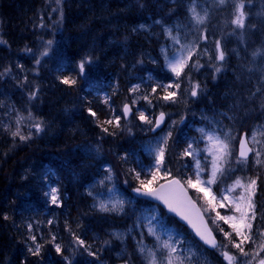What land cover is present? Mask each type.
<instances>
[{"label":"trees","instance_id":"obj_1","mask_svg":"<svg viewBox=\"0 0 264 264\" xmlns=\"http://www.w3.org/2000/svg\"><path fill=\"white\" fill-rule=\"evenodd\" d=\"M82 0H79L81 2ZM102 1L103 10L96 12V10H89L86 14L90 17H84L80 14L78 9H71L72 7V0H0V25L1 31L5 32V41L6 52L8 54L9 61L12 58H20L21 55L28 56L32 54L34 49V44L32 42H24L20 43V38H16L14 33H7L8 27H12V21L18 19L20 17L26 16V22L29 23L28 25L31 26L32 34L39 40L42 41H52L51 44L48 43L47 48L49 49L48 58L52 60V55L54 51L60 52L64 54L66 48L71 44L79 43L80 39L83 36L84 32L89 33L88 29H90L94 35H98L99 37L105 36L109 38H115V41L124 42L123 47L125 51L122 52L120 50L121 55L126 53V50L130 48L131 44L136 45H146L147 44L144 38V34L141 32L143 27H150L153 28L154 31L158 32V26L156 23L157 17L153 11H147L145 13L137 12L141 10H136L128 3H123L124 7L126 8L127 13L131 16L132 20L129 22L124 21L122 16L119 12L115 11L116 8V0H96ZM134 2H145L147 0H129ZM159 4L165 3L168 4L169 0H154ZM250 3L254 2L255 4L259 0H248ZM115 3V4H114ZM246 7V11L250 10L248 6ZM166 8V7H165ZM180 13H184V9L177 10ZM62 13V16H61ZM98 14H104L113 18L110 22L108 20H104V22H96L94 18ZM161 14V13H160ZM247 22L245 23L244 30L246 29L245 33L248 37H255L257 35L264 33V28L262 24H255L252 20H255V16L253 13L251 15V19H249V13ZM76 16V17H75ZM61 18L59 26L56 28H52L51 25L56 23ZM77 17H83V19H78ZM254 25V27L252 26ZM66 28L67 31H64L63 35L60 34L61 28ZM138 32L143 35V38L139 39ZM62 36H67V40L62 38ZM30 38V37H29ZM34 38V37H32ZM31 38V39H32ZM35 39V38H34ZM32 39V41H34ZM20 40V41H19ZM17 41L18 43L15 45L13 42ZM59 46L57 49L55 46ZM87 51L89 56L86 58L90 59L94 62L95 66H88L85 65V74L83 76H78V67L76 62L79 64L81 61L76 59L74 63L70 62V66H65L64 63L57 62L55 65L51 64H43L41 67V76L39 80H34L35 82H31L28 84V87L25 88L23 85V80L16 79L12 74L14 73V67L11 65L10 62L0 64V67L6 66L8 70L3 72V77H0V97L2 102L0 103V137L5 136L4 129L9 130L8 127L15 125V122L12 121L13 118L16 117L17 112H24V114H30L32 116H37L44 121H48L50 124H57L59 119L64 122V125L57 129V131H67L69 127L67 124L75 125V121L78 120L80 115L83 113L85 114L86 109H98L97 103L103 99L106 103L105 108L100 111V114L105 118L102 121L92 118L84 117L82 124L88 126L90 129L98 133L104 139L103 143L99 146V150H101L107 157L106 161L111 162L113 165V161H115L120 167L121 170L128 174V181L127 184L130 182V187H140V181H148L152 179L153 173L156 172L157 168L152 170L151 172H146L145 167L149 162V159H144L143 155H137L136 152L140 151L138 148H134L133 146H127L124 148L122 143H119L121 140L116 139L115 132L110 128V126L117 127L115 120L112 115H116L120 119L118 130L123 136L124 128L122 127V118L120 113L119 105L121 103V97L125 90H130L135 87V84L129 80V78L118 69V65L116 61L118 59H114L109 63L103 57V52L99 54H95L94 52H90L89 48L84 47ZM64 50V51H62ZM252 60V59H251ZM53 61V60H52ZM106 62L107 67L102 70L98 71L94 69L97 68L98 65L101 63ZM144 68L149 70L154 77H158L162 79V72L159 71V68L153 65L144 64ZM243 67L238 66L236 70H242ZM242 81L247 79V83L239 84L237 80L233 82V85H229L227 90L233 89L234 92L226 93V101L232 103L236 102L235 97L231 96L234 93H237L241 104H237L236 107L231 112L226 114L227 108H224L221 117L222 121L225 122L227 125H231L235 133H239L241 131L247 130V126H250L248 123L249 118H257L260 113L254 114V112L259 111L257 107L252 106V113L249 112L246 116L244 114L247 111V106L250 105L252 101L248 100L246 97V93L252 88L254 77L253 75L245 76L244 72L241 71ZM145 73V72H144ZM148 73V72H146ZM149 74V73H148ZM64 77H73L77 79V83L75 85H65L61 81ZM143 75H139L136 78L138 82ZM165 80L173 83L175 80H171L169 78H165ZM177 83V82H175ZM174 83V84H175ZM35 99H31L30 95L35 92ZM157 99L164 95V92L159 89H155L154 92ZM230 99V100H229ZM160 100V99H159ZM257 109V110H256ZM245 110V112H244ZM207 114L208 112L205 111ZM53 114L54 116L51 117ZM111 116V117H110ZM106 120H112L113 123L111 125L104 124L103 122ZM193 124L199 125V121L196 118L192 119ZM10 123V126L8 125ZM141 126H145L146 122L140 120L139 123ZM76 126V125H75ZM103 128H108V132H104ZM184 131V130H183ZM112 133V134H109ZM50 136L53 137V134L49 132ZM140 135L139 137H147V135ZM171 138H174L176 144H172L167 142V144H162L159 148L165 149L164 160L161 165H159V174L156 177V180L153 182V187L157 186L159 183L167 180L171 175H178L183 183L188 187L186 181L188 178L193 179V171L192 166L193 163L191 159L184 155V151L187 148V142H189L190 136L186 132L176 133L173 134ZM98 137L90 134L88 137V147L96 148L98 145ZM145 143V141H144ZM146 145V143H145ZM147 146V145H146ZM177 146H180V150L176 151ZM86 147V146H85ZM75 152L79 160L81 161H92L97 162L89 159L86 153L82 149L75 148ZM144 155L149 154L152 150L149 149L145 150V153L141 150ZM176 157H173L176 155ZM172 155V156H171ZM127 156V159L124 160L122 157ZM32 160L29 158L24 157L19 153H14L10 147L0 145V183L3 185L4 182H7L8 185L12 179V176H16L15 180L19 177V175H25L27 170L33 172H37L38 174L35 175L32 179V182L29 183L28 186H25V194L32 199L39 198L37 204L34 207H26L23 206L25 203H21L23 201L22 197L24 193H12L10 196L6 194V185L5 187L0 186V190L3 194L0 196V201H5L6 198L10 203L11 207H16V210L12 213L9 217V223L11 228L18 232H24L25 238H18L15 235H10L6 232L5 229L1 228L0 231V264H10V257L16 256L22 259L35 261L38 258L42 257L45 259L51 256V253L48 250H42L40 256H33L28 249L30 247L34 248V245H31V236H35L36 239L44 238L43 231H40L38 227H35L34 224L31 222L34 219H40L42 215H45L46 219H50L54 215L55 206H51V197L50 192L46 191L45 186H43V179L46 177L53 178L50 172L53 171L54 168L52 166L38 167L32 164ZM34 163V162H33ZM262 167V166H260ZM56 171V170H55ZM136 173H139V179L136 178ZM264 175V167L259 168L256 170V174L259 179L260 176ZM103 179V178H102ZM96 179V181L103 183L104 180ZM110 182V186L112 188L118 187L116 184H121L115 182ZM60 183V178L56 180ZM115 182V183H114ZM53 184L52 186H54ZM129 186V184H128ZM260 191H256L257 195L254 199L256 205L261 206V200L264 201V196H262L261 190V183H258L256 186ZM5 188V189H4ZM190 190L191 188L188 187ZM57 189V188H56ZM62 190L67 191L66 187L63 186ZM83 192L84 190H80ZM5 195V197H4ZM147 207H152L150 204L142 202ZM8 203L7 201H5ZM83 202V201H82ZM76 208H80L83 212V216L89 219V231L90 230H97L103 232L107 230L109 227H116V228H125L128 229L127 226H122L124 222L122 220H118L115 217L111 216L104 217L100 214H96L95 212H90L88 210H83L82 204L79 203V206H75ZM155 208V207H154ZM157 209L161 212L165 217L170 220L168 222L173 227L180 229L182 232L185 230L183 227L179 226L178 223L170 216L163 213L160 209ZM127 214V213H126ZM129 216V214H127ZM256 217L259 218L261 221L264 217V204L261 206L260 213H256ZM129 217H127L128 219ZM211 224L213 225V230L215 231L218 239L224 243L226 242L225 236L223 233L218 230L219 225L215 224L213 221V215L209 217ZM41 220V219H40ZM124 220V219H123ZM31 224V225H30ZM42 226L45 228L47 222L42 221ZM158 226H163L162 223H159ZM229 228V232L232 233V230L228 225H224V227ZM222 228V225H221ZM88 231V232H89ZM188 236L191 237L190 233L185 230ZM224 232V229H223ZM235 237V234H232ZM87 238V237H86ZM192 238V237H191ZM10 239L13 241H10ZM235 239V238H234ZM70 240V239H69ZM90 247L86 248L85 250H81L78 253L82 254L78 256V260L76 262H80L83 264H93L98 261V258L103 253H107L109 251H113L116 248H119L118 243L114 248H107L104 247L102 242H87ZM80 246V244H79ZM228 250L231 249L228 247ZM237 250V249H236ZM72 250L69 253H72ZM93 253L90 255L89 253ZM146 253V252H145ZM144 254V253H143ZM147 254V253H146ZM145 254V255H146ZM213 256V255H212ZM217 261V264H222L221 255L216 254V256L212 259ZM44 261V260H43ZM109 264L113 263V259L108 260ZM44 264V263H43ZM225 264V263H223Z\"/></svg>","mask_w":264,"mask_h":264},{"label":"bare ground","instance_id":"obj_2","mask_svg":"<svg viewBox=\"0 0 264 264\" xmlns=\"http://www.w3.org/2000/svg\"><path fill=\"white\" fill-rule=\"evenodd\" d=\"M124 3H128L130 7L141 10L137 12L145 13L147 11H153L156 14L157 21L155 24L158 26V32L154 31L153 28L150 27H143L141 29V32L144 34L145 41L147 44H150V46L146 45H136L131 44L130 48L126 50V53L121 55L120 50L125 51V48L123 47L124 42H118L115 41V38H109V37H99L98 35H94V33L88 29L89 33L84 32L82 38L80 39L79 43L71 44L69 45L64 54L54 51L52 55V60L48 58L49 49L47 48L48 42L42 41L37 39L32 32L30 31L32 28L29 23L26 22L27 18L26 16L20 17L18 19H15L12 21V27H8L7 33H14L16 38H20V43L26 42H32L34 44V49L32 51V54L28 56L21 55L20 58H12L10 61L8 59V54L6 52L5 43H0V64L8 63L10 62L11 65L14 67V73L12 74L16 79L23 80V85L25 88L28 87V84L31 82H35L34 80L40 79L41 74V67L45 64H51L55 65L57 62L64 63L65 66H70L71 63H74L76 59L83 61L86 56H89L87 51L84 49V47L89 48L90 52H94L95 54H99L103 52V57L106 61L111 63L112 60L118 59L116 61V64L118 65V69L121 70L131 82L135 84V86H138V90L133 93L130 90H125L121 97V103L119 105L121 118H122V127L127 131L126 135L125 133L123 136L119 132L117 127L110 128L115 132L116 139L121 140L119 143L123 144V147L125 148L128 144V146H133L134 148H138L140 151L142 150L145 153V150L148 149V146L145 145L144 140L146 137H139L140 135L144 134L146 135L147 129L144 128V126H141L140 119H139V113L144 111L145 109V102H147V99H144L145 96L151 95L150 92L153 89H161L160 87H157V85H167V84H174L175 82L180 84L179 90H177V101L179 102L180 95H184L187 92L190 91L191 86L189 82V74L185 75L184 78L177 79L176 77H172L168 73H163L161 75L162 79H159L158 77H154L151 72L144 68V64L153 65L156 67H160L163 69L162 63L159 58V45L164 42L163 35H162V28L161 25H170L174 23L176 20L185 19L187 16V11L185 8V3L181 0H169L168 4L161 3L154 0H147L145 2H134L129 0H122ZM241 2V0H232V7L231 9H234L235 4ZM245 6H248L250 8L249 12L253 13V7H250L249 4H251L248 0H242ZM115 4V3H114ZM102 1H96V0H82L79 2V0H72V7L71 9H78L80 14L84 17H90L86 14L89 12V10H96V12H99L103 10ZM116 8L115 11L119 12V14L122 16V19L124 21L129 22L132 20L131 16L127 13L126 8L123 6L124 4L120 2V0H116ZM166 7V8H165ZM181 8L185 9L183 12L180 13L177 10H181ZM161 13V14H160ZM228 14V18L230 17V13L226 12ZM255 16V20H252L255 22V24L259 23L262 24V27L264 28V15L258 16L257 14L253 13ZM76 17V16H75ZM78 19H83V17H77ZM228 18H223L222 13L217 14L213 17V19L209 22V24L206 25L207 29H218L217 27L221 24L219 21H225ZM249 19H251V15L249 14ZM104 20L112 21L113 18L106 16L104 14H98L94 18V21L96 22H104ZM61 21V18L59 17L58 21L51 25V27L54 29L56 26H59ZM254 27V25H252ZM60 34L63 35L64 31H67L66 28L60 29ZM150 31V32H149ZM264 34V33H263ZM263 34L257 35L255 37H248L245 31L242 30V35L244 37V46H243V55L242 60L243 61H251V57L253 56L254 52H252V49L255 48V44L258 42V38H260ZM137 38L141 39L143 38V35L138 32ZM218 36V33H217ZM30 37V38H29ZM34 37V38H32ZM34 41H32V39ZM65 40H67V36H62ZM5 39V32L1 31V25H0V40L3 41ZM24 41V42H23ZM15 45L18 43L17 41L13 42ZM59 46H55L57 49ZM64 51V50H62ZM47 52V55L44 53ZM236 57H234L235 59ZM193 57L188 63V68H190L191 62L193 61ZM237 59V58H236ZM235 59V60H236ZM231 60V59H229ZM240 60V59H239ZM231 66L234 67L235 71L239 65L235 61H230ZM112 64V63H111ZM76 65L78 66V63L76 62ZM88 66H95L94 62L92 61L91 64H86ZM107 67L106 62L101 63L100 65L94 67L95 71H102ZM243 67V66H241ZM8 68L6 66L0 67V77H3V72H6ZM145 72V73H144ZM148 72V73H146ZM230 74V71H228ZM143 75L144 77H141L140 80L137 82L136 78L139 75ZM230 77H224L222 80L217 81L216 83L210 82V84L204 85L205 88H208L212 90V93L208 99L205 100L204 103H202V109L204 111L212 110L211 107L215 106L217 104H220L222 108H227L226 106L228 104H231L230 102L226 101V93H227V87L229 82H234L235 80L232 79V75L230 74ZM256 76V75H255ZM165 78H169L171 80H175L173 83L165 80ZM231 80V81H230ZM223 94H218L222 93ZM37 94V91H35ZM217 94V95H216ZM225 94V95H224ZM152 96V95H151ZM214 96V97H213ZM137 98H141L143 101H139ZM2 97H0V103L2 102ZM256 100L254 102L250 103V107L260 105L256 104ZM138 101V102H137ZM253 101V100H252ZM136 102V103H135ZM166 104L168 106L174 105L175 103L171 101H164L163 99H157L154 100V104ZM125 105H129L131 107V110L134 111V117L133 121L130 124H127V121L130 119L132 115L131 113L127 116L123 113V108ZM98 109H91V111L96 113V116H92L89 112V109L85 110V114H81L78 120L75 121V125L67 124L69 127L67 128V131L59 132L57 129L61 128L64 125V122L59 119L57 124H50L48 121H44L41 118L37 116H32L28 114H24V112H17L16 117L12 119V121L15 122V125H12L11 127H8L9 130L4 129L5 136L0 137V145L7 146L12 149L14 153H19L23 155L26 158L31 159L33 162L32 164L38 167H48L52 166L55 170L50 172L52 177H55V180L50 177H46L43 179V186H45L46 191L50 192V189L57 188L58 189V196H59V203L53 204L50 203V205L55 206L54 215L50 219H46L45 215H42L40 219H34L31 224H34L35 227H38L40 231H43L44 238H38L36 239V243L41 244L43 247L42 250H48L49 253H51V256L49 258L45 259V254L42 257H37L38 259L35 261H30L26 259H22L16 256L10 257V264H83L80 262H76L78 260V256L82 255L78 253L81 250H85L86 248L90 247L87 242L90 243V241L93 242H102L104 247L107 248H114L116 247V244L118 243L119 248L114 249L113 251H109L107 253H103L99 256L98 261L93 264H109L108 260L113 259L112 264H116L118 258H123L125 260V263L128 264H148L147 259V252H141L142 247H137V245L133 242L137 241L138 234L136 235L135 230H125L128 233V236L126 235V241L125 244H122V241L118 238H116L113 235V230L122 229V228H116V227H109L107 230L100 232L97 230H90L89 231V219L83 216V212L80 210V208H76L75 206H79V203L82 204L83 210H88L90 212H95L96 214H100L104 217H110L113 216L118 220H122L124 224L122 226H127V222L129 220H134L137 217V213H135L134 210H140L143 208L150 209L152 211H157V209L154 208V204L146 201L145 199H137L135 195H131L132 193L124 191L117 192L119 193L125 207V215L124 217H116L113 215V213L104 212L101 210H97L94 206H92L93 203L98 202L99 196L101 194L98 193H91V189L97 188V186L101 185L99 184L96 179H106V184H109L111 182V179H117L119 182H127L128 181V174H126L124 171H115V167L112 165L111 162L106 161L107 157L106 155L99 150V146L103 143L104 139L101 135L90 129L88 126H85L82 124V121L84 117L97 119L102 121L105 119L101 114L100 111H102L106 103L103 101H99L97 103ZM181 108L180 111L182 113H189L190 111H196L197 110V104L196 106L191 105V102H185L183 106H179ZM217 107V106H216ZM162 110V109H161ZM257 110V109H256ZM164 111H160L159 114ZM182 113L178 116H182ZM53 117L54 115L51 114ZM114 118H117L116 115H112ZM31 117V118H30ZM111 117V116H110ZM190 118V117H189ZM42 122L43 130L40 132L36 131V128L33 126L35 123ZM184 121L177 124L182 125ZM167 123H169L167 121ZM186 125H189L187 122ZM128 126V128H126ZM19 130L21 135L29 137L28 139L21 140L19 136L14 137L12 135L13 132H16ZM153 130V129H152ZM164 129H161L160 131H163ZM233 130V128H231ZM3 129L0 130L2 132ZM49 132L53 134V137L50 136ZM177 133L184 132L182 127L176 131ZM90 134H93L94 136L98 137V145L94 149L92 147H88V137H90ZM176 134V133H174ZM143 135V136H144ZM147 136H152V134H147ZM167 142H170L172 144H176V141L174 138H169ZM86 146V147H85ZM82 149L86 155L89 157V159L97 162L92 161H81L79 158L75 155V148ZM180 150V146H177L176 151ZM137 151V155H143L144 159H156L153 158L156 156L155 153L153 154H147L144 155L142 152ZM172 156V155H171ZM174 155L173 157H176ZM111 169V171H109ZM38 173L33 170L31 171L27 170L25 175H19V177L15 180L16 176H12V179L8 185H6L7 182H4L2 185L0 183V186L6 185V194H9V196L12 193H24L22 197L23 201L21 203H25L23 206L26 207H34L39 200V198L32 199V197H28L25 194V186H28L29 183L32 182V179L35 175ZM60 178V183L56 180ZM260 182H261V190H262V196H264V175L260 176ZM55 184L54 186H52ZM65 186L67 191L62 190V187ZM129 187V186H128ZM153 188H157L156 186ZM5 189V188H4ZM80 190H84L81 192ZM143 190V189H142ZM3 194V192L0 190V196ZM5 197V195H4ZM190 198L193 201H197V195L191 194ZM5 201L8 202V200L5 198ZM36 200V201H35ZM140 200L142 202L150 204L152 207H147L143 203L137 201ZM5 201H0V231L1 228L5 229L6 232L10 235H15L18 238H25L24 232H18L11 228V225L9 223V217L12 215V213L16 210V207H11L10 203H6ZM83 201V202H82ZM135 203V207H131V204ZM134 212V213H133ZM129 216H127V214ZM14 214V213H13ZM132 214V216H131ZM7 216L8 219H5L4 217ZM127 217H129L127 219ZM124 219V220H123ZM42 221L47 222L46 227L44 228L42 226ZM30 224V225H31ZM124 229H122L123 231ZM89 231V232H88ZM53 237H55V240H53ZM87 237V238H86ZM172 238H176V236H172ZM70 239V240H69ZM83 240L84 244L79 246V241ZM148 240H152L148 237ZM238 241L239 239H235ZM10 241H12L10 239ZM153 241V240H152ZM13 242V241H12ZM32 244L28 246H32L35 244L31 240ZM197 245H201L209 255L208 261L206 263L202 262L200 264H217L218 262L215 260H212L216 254L221 255L222 262L225 263L227 259L222 254L223 252H228L229 255L232 250H236L229 242L222 243L218 237H217V247L211 248V246H206L204 243H202L198 238L194 240ZM59 245L61 247V253H57L55 251V246ZM228 247L231 249L228 250ZM245 250L248 251L251 247V244L245 243L244 245ZM73 248L72 253H69ZM211 248V249H210ZM144 253V254H143ZM146 254V255H145ZM213 255V256H212ZM44 260V261H43ZM222 263V264H223Z\"/></svg>","mask_w":264,"mask_h":264},{"label":"rangeland","instance_id":"obj_3","mask_svg":"<svg viewBox=\"0 0 264 264\" xmlns=\"http://www.w3.org/2000/svg\"><path fill=\"white\" fill-rule=\"evenodd\" d=\"M185 3V8L187 11V16L185 19L176 20L174 23L170 25H161L162 28V35L164 37L163 41L158 47H159V58L162 63L163 69L159 68L160 72L168 73L172 77H176L174 73L170 71L168 68V62L173 60L174 58H179L182 55H187V48L182 47L183 46H191L193 43L197 45V48L193 54V61L191 62L190 68L188 71L183 73L184 75L189 74L191 78V89L194 84H199L200 88L198 90V94L196 97H192L190 95V91L184 94L183 96L180 95L179 102H175V104L172 106H168L166 104L158 105L154 104L153 101L157 100L156 96L153 91L150 92L148 96L147 102H145V109L142 112L147 117L148 120L153 121V124L150 125L148 123L145 124L144 128L147 129L146 133L149 131V133L154 128V123L156 121V117L159 115L160 111H164L167 114V120L169 123H166L165 126L162 128L163 131L156 132L155 135L148 136L146 141L148 142V149L150 148H156L161 141L164 142L165 139L171 138L174 133H177L179 127L183 128L184 132H186L188 135L191 136V139L194 141L196 146L193 147V149H196V156L195 159L193 158L195 164L193 165L194 168V177L196 176L197 168L196 163L197 160L199 161L200 165V179L204 182L203 186L210 188V196L215 195L217 197V200L220 199L221 195L228 192L231 189V197H235L238 193H242L243 189L236 186L234 182L236 180H241L243 182L244 179L242 175L238 176L237 173H233L237 170H247L249 166H254L257 164L256 160L257 157L255 155V151H253V156L250 159V162H243V163H237V145L238 140L240 137V133H236L235 131L231 130V125L225 126V123L222 120L223 117H221V113L223 111L220 104H217L215 106H212V110H207V114L202 109V103L207 100L212 93V90L205 88L204 85L212 83H216L217 81L222 80L224 77H230V74L232 75V79L237 80V83H247V79L245 81H242L241 77V71L244 72L246 78L247 76L254 77V82L252 88L246 93V97H248L249 101L254 102L256 100V104L260 105L257 107V109H260L256 113H260L257 118H249L247 121L250 126H247L250 128L247 138L249 141V144L252 146L253 149L260 151V156L258 159L260 160V165H264V34L258 38L257 44H255V48L252 49V52H254L253 56L251 57V61H243L242 55H243V46L245 44L244 37L242 35V30L246 31V29H240L237 28L235 24L232 23V21L235 19L236 15V4L234 6V9L232 10V0H226V2L222 5L219 3V0H181ZM250 7H253V13L257 14L258 16L264 15V0H259L256 4L254 2H251L249 4ZM192 9H195L197 13H199L200 16H204L205 13H207V19L205 23L203 24H197L195 20L193 19V12ZM250 14L249 10H247ZM246 11V7H244V12L246 14V20L248 19V14ZM226 12L230 13V17L228 18V14ZM223 18H228L225 21H219L221 24L217 27L218 29H207L206 25L209 24V22L213 19L214 16L217 14H221ZM169 30L171 31V35H169ZM150 32V31H149ZM218 33V36H217ZM207 37V39H204V37ZM177 38L179 40V43L175 42V39ZM1 41V40H0ZM222 50L224 52V60L220 61L218 59L219 51ZM234 57H236L234 59ZM237 62L239 65L243 66L242 70H236L233 66H231V63L229 60ZM240 59V60H239ZM198 61V64H197ZM219 67L221 70L219 72L216 71V68ZM230 71V74L228 73ZM256 75V76H255ZM231 81V80H230ZM229 85H233V82H229ZM190 89V90H191ZM234 92L233 89L227 91V93ZM218 93V94H223ZM217 95V94H216ZM225 95V94H224ZM228 95V94H227ZM226 95V96H227ZM232 97H235L236 102L234 101L231 104H228L227 112L236 110L234 107L237 106V104H241V101L237 95V93H234L231 95ZM214 97V96H213ZM139 101H143L141 98H137ZM230 100V99H229ZM151 101V103H149ZM191 102V105L196 106L197 104V110L196 111H190L187 113L178 112L181 110L179 106H183L185 102ZM138 102V101H137ZM251 102V103H252ZM136 103V102H135ZM217 106V107H216ZM247 111L244 114L246 116L247 114L252 113L251 109L252 107L247 106ZM162 109V110H161ZM245 112V110H244ZM182 113V116H178ZM134 117V111L132 109V115L130 119L127 121V124L132 123ZM190 117V118H189ZM196 118L199 122H204L202 126H194L191 125L192 119ZM182 121V125L177 124ZM189 123V125H186V123ZM145 123V121H144ZM10 126V123H8ZM15 126H17L15 124ZM128 128V126L126 127ZM227 128V129H226ZM125 135L127 131L125 130ZM169 133L171 135L169 136ZM151 135V134H150ZM219 136L222 139H224L226 136H229V143H230V149L231 152L235 155L234 164L231 168L225 170L223 168V161H217V164L223 168V172H217L215 182L211 185L207 184V181L209 179H212V162L213 157L209 155L208 148L210 147L208 136ZM253 135L256 137V141L253 142ZM157 149H153L151 153L149 154H156ZM202 156L204 157V162H202ZM156 159H150L147 163L145 170L146 172H151L152 170L157 168V156L153 157ZM113 166L115 167V171H122L121 167L113 161ZM206 169H204V167ZM161 171V170H159ZM236 175V176H235ZM180 178L178 175H171ZM226 186H221L223 181ZM250 178L256 179L257 184L261 183L260 178L257 179V176L251 175ZM115 182H119L117 179H114ZM195 181V180H194ZM111 182L113 180L111 179ZM114 182V183H115ZM129 184V187H128ZM122 182L121 184H116L118 187L112 188L110 184H106L104 181L101 185L97 186V188L91 189V193H98L101 194L98 198V202L93 203L92 206L99 209V204L101 202L109 204L111 206L113 203H116L117 201L123 202L121 196L119 193L126 191V192H133L136 188L132 186L130 187L129 183ZM214 187V188H213ZM216 187V188H215ZM121 192H120V191ZM256 191L259 193V189L256 187ZM255 191L254 199L257 195ZM117 192H119L117 194ZM191 192L199 197V199L202 201V209L205 214L210 217V215H213V221L215 224L219 225L218 230L224 229V232H229V228L226 226L223 221H220L216 218V212H219L221 215H232L234 214L231 208V205L227 202L225 203L224 208L217 207L214 211L210 210L209 205L206 202L205 195L203 192H197L195 189L191 188ZM134 196V194H131ZM209 196V198H210ZM136 204H131V207H135ZM125 207L123 202L122 210L119 211H111L108 213H113L116 217H124L125 213ZM135 213H137V217L134 220H129L127 222L128 230L132 231L135 230L136 235L138 234V238L136 242H133L134 245L136 244L137 247H142L145 249V252L148 250L156 251L158 259H163L159 248L160 243L163 240H169L171 238L170 242L178 244L179 248L183 251L180 253L183 257H185V264H200L202 262L206 263L208 261V254L206 250L200 245H197L193 240L189 239L186 235L182 233V231L176 226L174 229L169 228L168 230L163 229L162 227L158 226L159 223L163 220L162 217L158 215V211H152L150 209H140V210H134ZM134 213V212H133ZM236 215H239L236 213ZM132 216V214H131ZM172 223V222H170ZM175 225L174 223H172ZM171 225V226H173ZM222 225V228H221ZM229 226V225H228ZM152 229L156 235H151L149 233V229ZM122 229H124L122 231ZM113 230V235L120 239L122 241V244H125L126 241V235L128 236V233L125 231L127 229L122 228ZM231 229V228H230ZM232 230V229H231ZM261 231H264V225L262 221L259 218H255L254 221H252V233L254 236H258ZM224 234L223 231H220ZM233 234V233H232ZM159 236L160 240H157L156 237ZM172 236H176V238H172ZM225 236V235H224ZM148 237L152 240H148ZM233 240L239 239L238 237H234L232 235ZM235 238V239H234ZM226 242H229L228 239L225 237ZM253 248V245L251 244L250 249ZM249 249V250H250ZM231 254H234V256L237 257V260L235 261V264H242V262L248 260V257H242L239 255L238 250H232L230 252ZM188 257H191L190 261L187 259ZM264 258V252L260 253V256L256 258L255 261H253V264H258V260ZM123 258H118L116 264H128L125 263V260ZM225 264H229L228 261H225Z\"/></svg>","mask_w":264,"mask_h":264},{"label":"snow or ice","instance_id":"obj_4","mask_svg":"<svg viewBox=\"0 0 264 264\" xmlns=\"http://www.w3.org/2000/svg\"><path fill=\"white\" fill-rule=\"evenodd\" d=\"M226 0H219L220 4H224ZM244 3L239 2L236 4V15L235 19L232 21L233 24L236 25L237 28L243 29L245 27V20H246V14L244 12ZM193 12V19L197 24H203L205 23L207 19V13H205L204 16H200L199 13L195 11V9H192ZM62 16V13H61ZM169 35H171V31L169 30ZM176 43H179V40L177 38H174ZM204 39H207L205 36ZM0 43H6L5 41H0ZM49 44L52 43V41H48ZM187 48V55H182L179 58H174L173 60L168 62V68L172 73L175 74L177 79L181 76L182 72L184 71L185 67L188 66L189 61L191 60L197 45L193 43L191 46H183ZM47 55V52L44 53ZM218 59L220 61L224 60V52L222 50L219 51ZM91 60L88 58H85L83 61H81L78 64V76H83L85 74V65L91 64ZM198 64V61H197ZM221 69L219 67L216 68V71L219 72ZM65 85H75L77 83V79L73 77H64L61 81ZM189 82L191 83V78L189 77ZM157 87H160L161 90L164 92V95L162 97H159V99H163L164 101H171L173 103L177 102V90L180 88L179 83L175 84H167V85H157ZM200 88L199 84H194L192 89L190 90V95L192 97H196L198 94V90ZM138 90V86H135L131 89L133 93H135ZM38 91V89L36 90ZM155 92V89L152 90ZM36 93L33 92L30 95L31 99H35ZM144 99H148L147 96L144 97ZM151 103V101H149ZM131 107L129 105H125L123 108L124 115H129L131 113ZM89 112L92 116H96V113L91 111L89 109ZM31 118V117H30ZM139 119L142 121H145L146 123L152 125L153 121L148 120L147 117L144 115L143 112L139 113ZM164 120V113H160L159 120L154 123V128H158L160 126V123H162ZM104 124L111 125L113 123L112 120H106L103 122ZM116 126L119 127L120 119L119 117L115 120ZM36 128L37 132H40L43 130L42 122L35 123L33 125ZM153 128V130H154ZM104 132H108V128H103ZM112 134V133H109ZM12 135L14 137L19 136L21 140L28 139L29 137L21 135L19 130L16 132H13ZM171 133H169V136ZM253 142L256 141L255 135L252 137ZM208 141L210 144V147L207 149L209 152V155L213 157L212 162V179H209L207 181L208 185H211L215 182V178L217 175V172H223V168L220 167L217 164V161H224L226 157L231 156V149H230V143H229V136H226L224 139H222L219 136H208ZM165 145L167 144V139L163 142ZM255 151V155L257 157L256 162L260 163V160L258 157L260 156V151L255 150L253 148L247 147V134H245L244 139L240 142V148H239V158L237 159V163H243L247 161L248 153ZM165 155V149L164 148H158L156 151L157 156V170L152 175V179L148 181L141 180L140 181V187L136 188L135 191L141 195L144 196H153L155 199L163 201L164 204H166L169 207L170 211L177 212V214L181 215L183 219H188L187 216L183 215L179 211V209L183 206L184 202L187 201L188 204H190L192 207H195L194 204H192V201L189 197H187L186 192H184L183 187L181 186V181L179 179H175L171 181V184L175 186L176 188H179L180 190V196L177 197L172 194V191H166L165 186L161 185L159 188H153V182L156 180L157 175L159 174V165L162 164L164 160ZM185 156H191L195 159L196 156V149H193L192 145L189 144L188 147L184 151ZM122 159L126 160L127 156L122 157ZM196 176L195 181L192 178H188L186 183L188 187L195 189L197 192H203L205 195V199L207 204L209 205L210 210H215L217 207L224 208L225 203L231 205L232 211L234 214L232 215H221L219 212H216V218L220 221H223L225 224L229 225V227L232 229V233L235 234L236 237L239 238L238 241L233 240L232 233L224 232L225 237L228 239L229 243L238 250V253L242 257H248L249 259L242 262V264H253V261L256 260L257 257L260 256V253L264 252V231H261L258 236H254L252 233V221L255 220L256 214H255V203H254V196L257 186V180L249 178L247 182H243L241 180H236L234 184L241 189H243L242 193H238L235 197H231V189L221 195L220 199L217 200V197L215 195L210 196V188L203 186L204 182L200 179V165L199 161L197 160L196 163ZM111 171V169H109ZM139 173H136V178L139 179ZM143 189V191H141ZM51 202L53 204L59 203V196H58V189L53 188L50 192ZM210 196V198H209ZM123 202L117 201L116 203H113L111 206L109 204L101 202L99 204V209L104 212H111V211H119L122 210ZM238 213L239 215H236ZM5 219H8L7 216L4 217ZM189 223H192L191 220H189ZM193 227L195 228L196 225L193 224ZM220 231H223V229H220ZM149 233L151 235H156L155 232L150 228ZM207 233V234H205ZM197 235L200 236L202 240L206 244H209L211 247L215 248L217 247V243L214 238L211 237V232L208 229H205V232H201L197 228ZM30 239L35 244V247H30L28 251L33 256H40L41 254V248L43 247L41 244L36 243V237L33 235L30 237ZM157 240H160V237H156ZM53 240H55V237H53ZM171 238L169 240H163L160 243L159 251L163 257V259H158L157 252L148 250L147 251V259L148 264H185V257L180 255V253L183 251L179 248L178 244L170 242ZM245 243H249L253 245V248L246 251L245 250ZM80 245L84 244L83 240L79 241ZM141 252H145V249L141 248ZM55 251L57 253H61V247L59 245L55 246ZM90 255H93V253H89ZM224 257L228 260L229 264H235V261L237 260V257L234 255H229L228 252L222 253ZM189 261L191 257L187 258ZM258 264H264V258H261L258 260Z\"/></svg>","mask_w":264,"mask_h":264},{"label":"water","instance_id":"obj_5","mask_svg":"<svg viewBox=\"0 0 264 264\" xmlns=\"http://www.w3.org/2000/svg\"><path fill=\"white\" fill-rule=\"evenodd\" d=\"M127 116H128V115H127ZM159 117H160V116H159ZM159 117H158L157 121L159 120ZM162 124H163V122L160 123V126H159L158 128H154L153 132L158 131V130L162 127ZM244 136H245V135H244ZM244 136L242 137V139H244ZM242 139H241V141H242ZM247 147H249L248 144H247ZM239 148H240V145H239ZM249 155H250V153H248V156H249ZM238 156H239V150H238ZM172 180H175V179H172ZM172 180L167 181V182H165V183H163V184H161V185L165 186V190H166V191L171 190L173 195L179 197V196L181 195V194H180V190H179V188H176L175 186H173V185L171 184V181H172ZM161 185H159L157 188H159ZM181 186L183 187L182 184H181ZM183 190H184V192H186L187 197L190 198L188 192L186 191V189H185L184 187H183ZM141 191H143V190H141ZM132 193H133L136 197H138V198H143V199H145V200H148V201H151V202H155V203H158V204H160L161 206H163L167 211H169L170 213H172V214H174L175 216H177L178 218H180V219L185 223V225H187V226H188V227L194 232V235H195V236H196V237H197L202 243H204V244H205L206 246H208V247L210 246L209 244H206V243L204 242V240H202V239L200 238L199 235H197V228H198L201 232H205V229H208V230H210V229H209V227L207 226L206 221H205V219L203 218L202 213L200 212V210L198 209V207H197L196 204L192 201L191 198H190V199H191V201H192V204H194L195 207H192L190 204L187 203V201H185L184 204H183V206L179 209V211H180L181 213H183V215H185V216L188 217V219H183L181 215L177 214V212L170 211V210H169V207H168L166 204H164L163 201L158 200V199H155L153 196H144V195H141V194L137 193L136 191H133ZM189 220H191L192 223H189ZM193 224L196 225L195 228L193 227ZM210 232H211V237L214 238V235H213V233H212L211 230H210ZM205 234H207V233H205ZM214 239H215V238H214ZM215 241H216V239H215ZM216 243H217V241H216ZM211 248H213V247H211ZM211 248H210V249H211Z\"/></svg>","mask_w":264,"mask_h":264}]
</instances>
